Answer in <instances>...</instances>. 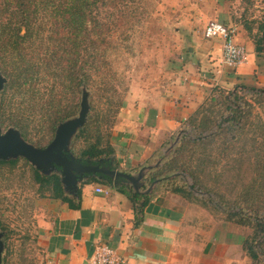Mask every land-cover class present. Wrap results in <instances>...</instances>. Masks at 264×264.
Here are the masks:
<instances>
[{
  "label": "trees",
  "instance_id": "1",
  "mask_svg": "<svg viewBox=\"0 0 264 264\" xmlns=\"http://www.w3.org/2000/svg\"><path fill=\"white\" fill-rule=\"evenodd\" d=\"M133 5L135 0H0V73L7 79L1 93L0 127H13L26 141L44 148L53 139L57 125L78 112L81 85L87 89L91 85L88 119L74 138L71 152L81 162L95 164L102 159L115 169L110 163L116 154L112 130L124 100L108 61L109 38ZM256 29L252 37L251 28L246 30L255 53L264 58V17ZM220 90L214 87L210 97L183 122L171 153L147 175L149 184L162 180L157 190L165 187L191 202L193 190L210 194L196 168L205 166L202 158L218 135L225 139L230 136L223 145L239 141L243 135L264 144V87L241 84L224 96ZM254 109L260 112L252 120ZM76 141L85 145L77 148ZM222 150L228 152L229 147ZM256 154H264V148ZM19 159L0 161V165L12 166ZM256 160L257 174L242 188L237 200H221L227 221L252 228V236L243 241L242 249L253 262L264 258V158ZM32 170L35 181L51 192L50 199L77 208L64 195L59 172L45 176ZM174 174L179 177L165 179ZM182 175L190 180L189 185L181 182ZM100 182L127 197L136 211L141 199L143 205L149 199L133 192L127 183L114 184L107 178ZM3 229L0 222V231ZM2 241L6 243V236ZM7 256L12 255L5 254L0 264L8 263Z\"/></svg>",
  "mask_w": 264,
  "mask_h": 264
},
{
  "label": "rangeland",
  "instance_id": "2",
  "mask_svg": "<svg viewBox=\"0 0 264 264\" xmlns=\"http://www.w3.org/2000/svg\"><path fill=\"white\" fill-rule=\"evenodd\" d=\"M135 3L136 5L130 8L129 16L122 19V23L109 38L108 61L113 68L116 87L124 100V107L162 90L172 81L171 72L180 69L185 58L188 59L193 54L188 50L197 41L194 36L202 37V30L207 22H221L232 27L236 33V28L241 27L247 35L246 29L249 27L252 37L257 32V24L264 17L263 0H135ZM259 58L264 64V58L261 55ZM249 81L239 82L237 85L264 87L262 64L257 70V75ZM235 86L229 89L220 88L221 95L234 90ZM89 88V92L93 90L91 85ZM209 97L210 95L207 98ZM254 110L252 120L255 119L256 113L260 112L258 109ZM262 119L264 120V117ZM32 131L34 134L35 131ZM178 131L163 142L157 153L159 157L164 156L171 143L180 137ZM47 137L45 136L43 143ZM228 137L225 139L222 135L216 136L209 150L205 152L206 156L202 158L205 166L196 168L198 177L209 189L210 194L193 190L194 200H186L193 209V215L189 216L197 218L198 228L197 232L193 230L186 234L185 264H264L262 256L253 262L242 249L243 241L252 236V228L227 221L223 213L224 203H221V200L236 201L242 188L256 176V158H264V154L256 153H261L264 144L259 139L252 142L248 135H243L241 140L236 139L232 143L229 142L231 145H223L226 140L229 141L230 136ZM84 145L83 141H76L77 148ZM225 146L229 147L228 152L222 150ZM32 169L36 170L23 159H19L12 166L0 165V222L5 228L0 232L6 236L1 258L5 254L12 255L6 257V264H39L41 260V249L36 242L37 222L48 203L45 199H50L51 192L35 181ZM180 179L188 185L191 183L184 175ZM181 182L177 181L176 184ZM146 185L149 187L148 183ZM166 189L162 187L157 191L180 198ZM190 222L189 220L187 225ZM213 226L219 228L215 238H228L226 241L236 246V254L227 261L219 259L221 250L217 251V255L215 250L214 253L204 251L195 244L196 238L197 241L203 239L202 242L205 243Z\"/></svg>",
  "mask_w": 264,
  "mask_h": 264
},
{
  "label": "crops",
  "instance_id": "3",
  "mask_svg": "<svg viewBox=\"0 0 264 264\" xmlns=\"http://www.w3.org/2000/svg\"><path fill=\"white\" fill-rule=\"evenodd\" d=\"M236 30V41L248 55L244 64L236 68L223 65L220 41L194 36L197 41L189 48L193 54L185 58L180 69L171 72L172 81L119 111L111 138L116 154L110 163L115 169L135 174L163 159L157 154L163 142L175 135L214 87L229 89L257 75L264 64L248 35L241 27ZM159 183L147 195L140 217L127 197L95 179L79 184L77 198L65 195L77 206L75 209L61 200L45 199L48 203L37 222L39 264H90L94 248L100 244L115 250L122 264H185L186 234L197 232L198 220L189 216L193 209L184 198L157 191ZM98 188L103 192L98 193ZM218 230L213 226L205 243L203 239L194 241L204 251L221 250L219 259L227 261L236 254V246L226 241L228 238H215Z\"/></svg>",
  "mask_w": 264,
  "mask_h": 264
},
{
  "label": "water",
  "instance_id": "4",
  "mask_svg": "<svg viewBox=\"0 0 264 264\" xmlns=\"http://www.w3.org/2000/svg\"><path fill=\"white\" fill-rule=\"evenodd\" d=\"M189 52L192 50L189 49ZM6 78L0 73V102L1 93L6 84ZM90 111V92L83 84L81 86V96L79 102V110L75 116L67 118L59 123L56 127L54 137L51 142L44 148L36 147L26 141L19 130L9 127L3 131L0 127V161L9 162L22 158L26 160L42 175L49 176L54 172H59L60 183L64 195L77 198L79 184L87 182L90 179L103 180L110 179L114 184L119 182L127 183L133 192L139 195H148L154 186L161 182L158 179L150 184L148 188L142 190L146 185L147 173L157 168L162 158L158 159L155 164L142 167L135 174L126 173L118 169H112L110 164H105L102 159H99L95 164L89 160L81 162L76 159L71 152V143L78 132L85 126ZM177 137L164 154L167 157L169 151L178 142ZM178 176L174 174L168 178ZM143 201L139 202L138 216H141ZM3 234L0 232V261L1 254L4 248L2 241Z\"/></svg>",
  "mask_w": 264,
  "mask_h": 264
},
{
  "label": "built area",
  "instance_id": "5",
  "mask_svg": "<svg viewBox=\"0 0 264 264\" xmlns=\"http://www.w3.org/2000/svg\"><path fill=\"white\" fill-rule=\"evenodd\" d=\"M202 37L205 40L217 39L221 46V63L230 68H236L247 61L245 48L236 41L235 30L218 21L208 22L203 30ZM98 193L103 192L96 189ZM107 193V192H104ZM123 259L110 247L100 244L94 248L90 264H122Z\"/></svg>",
  "mask_w": 264,
  "mask_h": 264
}]
</instances>
